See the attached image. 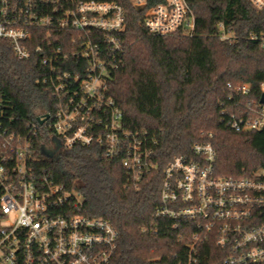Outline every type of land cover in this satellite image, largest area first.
<instances>
[{"label":"built area","instance_id":"1","mask_svg":"<svg viewBox=\"0 0 264 264\" xmlns=\"http://www.w3.org/2000/svg\"><path fill=\"white\" fill-rule=\"evenodd\" d=\"M130 1L145 10L149 34L195 35L196 15L187 0ZM250 1L264 9V0ZM126 22L116 2L0 0V39L18 59L36 57L49 70L43 83L55 97L52 112L17 131L0 90V264L112 263L118 228L88 215L81 192L59 184L40 157H53L61 148L96 146L108 159L121 161L135 186L158 169L157 138L127 129L109 94L125 50L120 34ZM219 24L220 40L233 43L234 31ZM248 38L264 48V32ZM70 61L73 70H65ZM235 91L252 95L248 83ZM263 95L264 81L258 100L224 110L234 131H264ZM216 159L211 141L195 143L192 155L174 156L163 171L156 215L186 221L193 229L185 264H198L208 241L225 254L224 264H264V168L241 177L220 175Z\"/></svg>","mask_w":264,"mask_h":264},{"label":"trees","instance_id":"2","mask_svg":"<svg viewBox=\"0 0 264 264\" xmlns=\"http://www.w3.org/2000/svg\"><path fill=\"white\" fill-rule=\"evenodd\" d=\"M97 1L116 2L125 10L120 34L125 50L109 94L123 111L127 129L157 138L158 169L135 186L119 159L82 145L41 156L40 165L59 184L81 192L88 215L109 219L118 228L111 264H185L193 229L186 221L156 215L163 171L174 156L192 155L201 141L215 146L220 175L241 177L264 168V131L236 132L224 114L238 101L259 99L264 48L248 37L264 32V9L250 0H187L196 15L195 35L156 37L145 28V10L130 0ZM219 23L234 31L233 43L220 40ZM70 63L65 70H73ZM48 71L36 57L18 59L9 42L0 39V90L17 131L53 111V90L43 83ZM244 83L252 88L249 97L235 91ZM224 258L208 241L198 264H224Z\"/></svg>","mask_w":264,"mask_h":264},{"label":"water","instance_id":"3","mask_svg":"<svg viewBox=\"0 0 264 264\" xmlns=\"http://www.w3.org/2000/svg\"><path fill=\"white\" fill-rule=\"evenodd\" d=\"M261 101L264 102V95L262 96ZM48 117H49V115L46 114L43 118L40 117L39 120L41 123H44ZM55 143L57 144V147H58L59 144H58V141L56 139H55Z\"/></svg>","mask_w":264,"mask_h":264}]
</instances>
